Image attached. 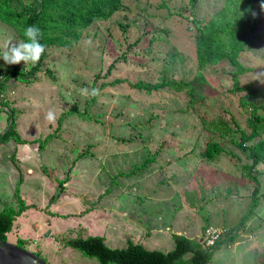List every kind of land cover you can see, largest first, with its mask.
<instances>
[{
	"label": "rangeland",
	"instance_id": "374dc122",
	"mask_svg": "<svg viewBox=\"0 0 264 264\" xmlns=\"http://www.w3.org/2000/svg\"><path fill=\"white\" fill-rule=\"evenodd\" d=\"M224 2L122 0L110 17L83 29L71 48H49L37 81L6 83L18 140L0 145V211L30 204L6 241L22 240L21 248L46 264H100L61 241L102 236L110 247L131 240L168 251L174 233L202 242L206 229L222 232L239 223L255 186L241 168L249 160L207 125L220 119L232 130L250 131L239 88L253 83L261 94L252 99L264 102V7L252 5L254 30L238 25L247 47L236 60L245 72L227 60L202 66L194 26L216 16ZM9 41V47L23 42L0 21V53ZM9 67L30 64H7L0 56V73ZM170 78L192 81L194 100L185 90L133 87ZM8 106H0V134L9 123ZM49 111L54 122L46 119ZM210 141L222 149L213 159L202 155ZM263 169L258 164L254 172L259 201L246 227L235 243L215 250L210 264H264Z\"/></svg>",
	"mask_w": 264,
	"mask_h": 264
},
{
	"label": "trees",
	"instance_id": "16d2710c",
	"mask_svg": "<svg viewBox=\"0 0 264 264\" xmlns=\"http://www.w3.org/2000/svg\"><path fill=\"white\" fill-rule=\"evenodd\" d=\"M122 0H29L27 4L22 0H0V21L15 29L23 42H28L24 31L28 26L35 25L42 35L39 42L45 46L39 61L30 64L26 70L19 68H7L0 73V106L7 107L6 83L11 80L23 84H31L37 81L38 72L42 69L43 62L48 55V49L56 46L65 49L71 48L80 38V33L91 23L110 17L121 6ZM258 4V7H257ZM263 8L264 0H225L216 16L210 18L205 24H195L194 34L196 60L202 65H215L227 60L236 66L238 71L245 72L236 60L238 54L245 49L246 39L240 33L238 25H244L250 31L256 26V14L253 10ZM241 14L243 18H241ZM245 17V18H244ZM123 29L125 26L120 24ZM138 40V39H137ZM136 42V41H135ZM48 72L50 78H54ZM232 80L238 83L236 71L231 74ZM121 81V80H117ZM133 87L139 90L152 92L159 88H170L177 92L187 91L189 102L194 100V86L192 81L170 78L156 84L138 81ZM234 91L237 89L235 87ZM244 94L240 98V107L249 111L246 118L250 131L242 128L232 130L220 119H213L207 125L210 131L219 136L229 137V141L235 144L246 154L248 162L243 164L242 172L254 183L251 206L248 212L242 216L239 223L228 228L222 234L221 239L213 245L204 247L201 242L190 239L181 234H172L173 248L168 251L148 249L140 243L128 240L124 247H110L102 236H88L64 238L61 243L72 249L78 250L87 257L96 258L100 264H210L215 250L224 244L235 243L238 233L246 227L252 211L258 205L259 186L256 172L258 164H264V138L260 137L264 131V116L259 110L264 111V102L256 103L252 98L261 94L260 88L249 82L239 88ZM7 128L0 134V145L7 143L11 137L18 140V134L13 133L14 121L12 111L8 106ZM233 123L236 122L233 120ZM238 133V136H236ZM222 151L217 141H210L203 152L207 159L217 157ZM264 173L263 170H258ZM30 204L21 205L18 210L6 206L0 211V241H6L7 233L12 231L16 217ZM23 241L18 240L16 246L22 247ZM37 254V253H36Z\"/></svg>",
	"mask_w": 264,
	"mask_h": 264
},
{
	"label": "clouds",
	"instance_id": "9594fccd",
	"mask_svg": "<svg viewBox=\"0 0 264 264\" xmlns=\"http://www.w3.org/2000/svg\"><path fill=\"white\" fill-rule=\"evenodd\" d=\"M264 7V5H262ZM25 36L28 38V42H19L9 47L11 41L6 43L5 49L0 56L7 64H17L24 61L25 64H35L39 61L42 53L45 51V46L39 42V37L42 35L39 28L35 25L28 26L24 31ZM84 93L87 94L88 90L85 89ZM98 94V89H92L91 95ZM46 119L49 122H54L56 119L55 114L52 111L47 113Z\"/></svg>",
	"mask_w": 264,
	"mask_h": 264
},
{
	"label": "water",
	"instance_id": "95a60500",
	"mask_svg": "<svg viewBox=\"0 0 264 264\" xmlns=\"http://www.w3.org/2000/svg\"><path fill=\"white\" fill-rule=\"evenodd\" d=\"M0 264H46L33 252L8 241H0Z\"/></svg>",
	"mask_w": 264,
	"mask_h": 264
},
{
	"label": "built area",
	"instance_id": "2783aa9c",
	"mask_svg": "<svg viewBox=\"0 0 264 264\" xmlns=\"http://www.w3.org/2000/svg\"><path fill=\"white\" fill-rule=\"evenodd\" d=\"M2 96V94H0ZM225 232L222 231H217V230H211V229H206L203 233L204 236H202L203 241L201 242L204 247H208L213 245L217 240H219L222 237V234Z\"/></svg>",
	"mask_w": 264,
	"mask_h": 264
}]
</instances>
